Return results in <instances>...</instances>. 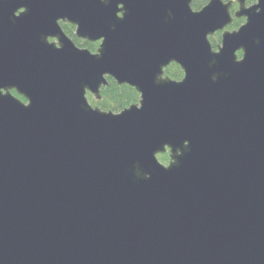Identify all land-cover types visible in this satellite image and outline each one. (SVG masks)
<instances>
[{"label":"water","instance_id":"obj_1","mask_svg":"<svg viewBox=\"0 0 264 264\" xmlns=\"http://www.w3.org/2000/svg\"><path fill=\"white\" fill-rule=\"evenodd\" d=\"M194 1L0 0V264H264V0Z\"/></svg>","mask_w":264,"mask_h":264},{"label":"trees","instance_id":"obj_2","mask_svg":"<svg viewBox=\"0 0 264 264\" xmlns=\"http://www.w3.org/2000/svg\"><path fill=\"white\" fill-rule=\"evenodd\" d=\"M229 1V0H224ZM208 0H195L191 7L193 10L201 9ZM242 23V20H234L230 25V28H237ZM64 32L69 35L75 43H77L73 36V28L68 25H62ZM79 46L87 48L89 51L94 52L97 44H90L86 42L77 43ZM165 75L171 78H180L181 71L175 65L170 66L165 69ZM107 86L102 87L100 90V99L96 100L90 94L87 95V99L91 103L92 106L98 107L103 111H111L114 113H118L124 108L128 107L131 104H135L139 100L138 93L131 87L127 85H117L111 78L107 77ZM11 94L18 97L21 101L25 102L22 97H19L15 91H11ZM157 159L159 162H167L169 160L168 153L157 155Z\"/></svg>","mask_w":264,"mask_h":264},{"label":"flooded vegetation","instance_id":"obj_3","mask_svg":"<svg viewBox=\"0 0 264 264\" xmlns=\"http://www.w3.org/2000/svg\"><path fill=\"white\" fill-rule=\"evenodd\" d=\"M209 1V0H208ZM224 1V0H223ZM229 1H231L232 2V4H231V7H230V15H231V17H232V20H231V23L224 29V30H228V31H233V30H236L237 28H239L243 23H244V18L243 17H241V18H235L234 17V13L237 11V9H238V4L236 3V0H229ZM229 1H224V2H229ZM252 3H250V2H246L245 3V6H249V5H251ZM234 20H242V23L237 27V28H230V25L232 24V22L234 21ZM59 25H60V27H61V29H62V31L64 32V30H63V28H62V25H68V26H71L70 24H68V23H62L61 21H59ZM72 28H73V36H74V38H75V40H77L76 42L77 43H81V42H86V43H90V42H87V41H85V40H82V39H79V38H77V37H75V35H74V31H75V27L74 26H71ZM65 33V32H64ZM66 34V33H65ZM221 34H222V32H216V33H214L212 36H209V42H210V45H211V48H212V50H214V51H217V49H218V46L221 44ZM67 35V34H66ZM72 41H73V39L69 36V35H67ZM52 41V40H51ZM73 43L75 44V46L76 47H78V48H82V49H87V48H84V47H80L77 43H75L74 41H73ZM90 44H97V46H96V49H97V47H98V45L100 44V41H97V43H95V42H93V43H90ZM96 49H95V51L94 52H91V53H95L96 52ZM88 50V49H87ZM89 51V50H88ZM238 55H240V52H238ZM172 65H175V66H177L178 68H179V66L178 65H176L175 63H170L166 68H164V70H163V76L164 77H168L169 79H171V80H176V81H178V80H180L181 78H182V76H183V72L181 71V69L179 68V70L181 71V75H180V78H171V77H169V76H167V75H165V69H167V68H169L170 66H172ZM13 95V94H12Z\"/></svg>","mask_w":264,"mask_h":264},{"label":"rangeland","instance_id":"obj_4","mask_svg":"<svg viewBox=\"0 0 264 264\" xmlns=\"http://www.w3.org/2000/svg\"><path fill=\"white\" fill-rule=\"evenodd\" d=\"M95 43H97V42H95ZM81 47V46H80ZM92 96V95H91ZM93 97V96H92ZM86 98H87V95H86ZM87 101L89 102V100L87 99ZM89 104L91 105V103L89 102ZM92 106V105H91ZM94 107V106H93ZM163 165H166L167 163H168V161L167 162H161Z\"/></svg>","mask_w":264,"mask_h":264},{"label":"clouds","instance_id":"obj_5","mask_svg":"<svg viewBox=\"0 0 264 264\" xmlns=\"http://www.w3.org/2000/svg\"><path fill=\"white\" fill-rule=\"evenodd\" d=\"M249 2H250V3H254V2H255V0H249Z\"/></svg>","mask_w":264,"mask_h":264},{"label":"snow or ice","instance_id":"obj_6","mask_svg":"<svg viewBox=\"0 0 264 264\" xmlns=\"http://www.w3.org/2000/svg\"><path fill=\"white\" fill-rule=\"evenodd\" d=\"M259 2H260V0H259ZM102 36V35H101Z\"/></svg>","mask_w":264,"mask_h":264}]
</instances>
